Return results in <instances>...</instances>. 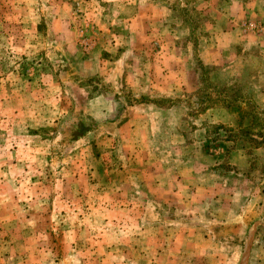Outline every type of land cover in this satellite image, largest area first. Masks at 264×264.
<instances>
[{"label": "rangeland", "instance_id": "1", "mask_svg": "<svg viewBox=\"0 0 264 264\" xmlns=\"http://www.w3.org/2000/svg\"><path fill=\"white\" fill-rule=\"evenodd\" d=\"M0 264H264V0H0Z\"/></svg>", "mask_w": 264, "mask_h": 264}]
</instances>
